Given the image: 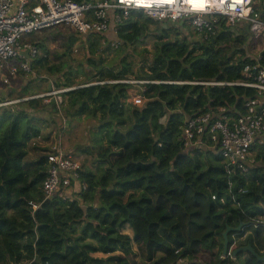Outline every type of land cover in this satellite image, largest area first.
Wrapping results in <instances>:
<instances>
[{
    "label": "trees",
    "instance_id": "16d2710c",
    "mask_svg": "<svg viewBox=\"0 0 264 264\" xmlns=\"http://www.w3.org/2000/svg\"><path fill=\"white\" fill-rule=\"evenodd\" d=\"M186 29L132 12L118 29L121 47L152 37L153 52L145 51L149 56L139 66L123 59L120 69L101 68L104 60L96 58L98 51L119 49H112L111 41L107 45L110 38L85 36L97 37L88 41L86 81L65 94L62 112L71 119H99L106 143L98 159L107 169L98 176L82 166L88 188L73 202L44 201L46 160H27L28 145L41 138L46 121L41 114H57L56 104L32 100L0 111V264H139L134 244L143 264H264L258 259L264 257V148L257 150L253 168L242 173L225 164L211 139L197 150L183 141L189 118L218 114L222 107L229 117L244 113L254 90L205 84L239 81L256 61L243 50L245 34L234 38L222 22L202 42H190ZM75 40L70 37L68 49ZM44 41L32 68L53 75L60 89L72 88V73L66 74L63 64H50ZM132 79L150 82L137 86L139 101H130L133 85L111 83ZM29 89L22 86V97L36 95ZM241 224V231L229 234L224 256L223 234ZM126 226L133 238L123 233ZM249 245L258 257L233 256ZM96 253L107 257H92Z\"/></svg>",
    "mask_w": 264,
    "mask_h": 264
},
{
    "label": "built area",
    "instance_id": "2783aa9c",
    "mask_svg": "<svg viewBox=\"0 0 264 264\" xmlns=\"http://www.w3.org/2000/svg\"><path fill=\"white\" fill-rule=\"evenodd\" d=\"M137 10L155 22L187 25V29L204 40L214 35L222 22L235 33L247 28L258 41L256 62L243 69L241 80L205 84L254 90L255 97L247 100L244 113L229 117L227 109L222 107L218 114L206 113L187 119L183 127V141L188 150L205 149L208 146L205 138L211 139L220 146V154L229 168L248 173L256 164L257 150L264 148V0H203L201 5L192 0H89L82 4L72 0H0V80L5 75L26 81L39 78L32 63L41 52L32 38L47 30L70 29L82 37L110 35L112 48H120L119 26ZM111 83L144 86L150 82ZM71 90L52 88L45 94L1 99L0 110L15 111L24 102L43 99L44 105L56 104L62 124L66 125L62 108L66 103L65 94ZM139 95L131 94V99L139 101ZM42 155L47 167L41 187L44 201L59 197L73 202L87 190L81 175L82 164L64 147L62 134L54 138ZM29 205L34 210L40 207L34 202Z\"/></svg>",
    "mask_w": 264,
    "mask_h": 264
},
{
    "label": "rangeland",
    "instance_id": "374dc122",
    "mask_svg": "<svg viewBox=\"0 0 264 264\" xmlns=\"http://www.w3.org/2000/svg\"><path fill=\"white\" fill-rule=\"evenodd\" d=\"M186 27H188L186 25ZM150 33L156 30L155 26H149ZM247 35L250 40V46L246 47V54L249 56H256L258 53V41L254 39L247 28L243 30L236 31L234 38L240 37L242 35ZM185 35H187L190 42H202L204 39L201 36H198L192 29H186ZM39 36V41H44V44L49 49V53L51 55V59H49L50 64H63L66 67L65 73H72V90L80 88L81 84H84L86 81V76L84 75L86 65V60L90 57L88 54V41H92L94 38H85L70 29H51L44 31L40 34L34 35L33 38ZM109 38L112 36L106 35ZM70 37L76 39L75 46L70 50L67 46L70 44ZM106 40H101L100 48L104 49V45L102 44ZM107 45H110V41H107ZM234 45V43L232 44ZM243 45V44H242ZM236 50H241V45L233 46ZM113 49V48H112ZM244 50V48H243ZM145 51L151 55L153 52V39L152 37L146 38L143 40L141 44H136V46H123L118 50H112L107 53H103L98 51L96 53V58H102L104 60V64L100 67L104 68H121V62L123 59L132 63L135 66H139L144 58H148L149 54L145 55ZM43 55V50L40 51ZM145 55V56H144ZM98 61V60H97ZM70 67H67L68 65ZM67 65V66H66ZM137 71L138 69H134ZM79 71L80 73H76ZM37 73L39 74L40 79H29V83L27 85L30 86L28 93L31 95L33 93L36 94H45L49 91V88H53L55 90L60 89L57 87V80L53 75L44 73L41 68L37 69ZM66 73V74H67ZM69 74V73H68ZM38 80V81H37ZM133 80V79H132ZM131 80V81H132ZM37 81V82H36ZM25 79H21L18 76L11 77L5 75L4 79L0 80V99H14L20 98L24 96V92L22 91V86L25 85ZM56 82V83H55ZM62 84H65L63 82ZM134 89L130 92L131 94H140L141 88L133 85ZM65 88V87H63ZM69 88V87H68ZM70 89V88H69ZM12 94V95H11ZM132 102L133 100L130 99ZM129 101V105L131 102ZM1 111V110H0ZM64 115V113H63ZM41 117L45 118V122L42 124V134L41 138L35 140L34 142L37 146H32L33 143L28 145V161H38L40 157H42V146L44 144L47 146L53 143L54 138H56L59 134H62V142L64 147L75 154V157L81 162L82 166L85 167L86 170L91 171L98 176L101 174V171L107 169L106 165H102L99 162V148L100 146H104L106 143L105 133L99 130V126H101V122L99 119H94L93 117L83 116L77 119L66 118V125L62 124L63 118L59 116L57 113H42ZM64 126V127H63ZM39 144V142H41ZM35 148V149H32ZM124 234L129 235L133 238V231L126 226L123 231ZM134 251L137 254L136 261L139 264H143L141 259V252L139 247L134 244ZM94 258H106V255L101 253L92 254ZM149 264V263H148Z\"/></svg>",
    "mask_w": 264,
    "mask_h": 264
},
{
    "label": "water",
    "instance_id": "95a60500",
    "mask_svg": "<svg viewBox=\"0 0 264 264\" xmlns=\"http://www.w3.org/2000/svg\"><path fill=\"white\" fill-rule=\"evenodd\" d=\"M183 25V23L181 24ZM27 55V54H26ZM49 91H51V88H49ZM243 224H241L238 228H231V227H228L226 232L223 234V238H224V248H223V255L224 256H227L228 255V246H229V239H228V236L231 232H238V231H241L242 228H243ZM239 253H252L254 256L258 257L255 250L249 245L247 247H242V248H239L238 250H236L234 253H233V256L235 257L237 254ZM258 259L260 261H264V257H258Z\"/></svg>",
    "mask_w": 264,
    "mask_h": 264
},
{
    "label": "crops",
    "instance_id": "0c3cea01",
    "mask_svg": "<svg viewBox=\"0 0 264 264\" xmlns=\"http://www.w3.org/2000/svg\"><path fill=\"white\" fill-rule=\"evenodd\" d=\"M241 30H243V29H245V28H240ZM243 36V35H242ZM244 37L246 38V41H245V44H244V50L246 49V47H249L250 45V39H249V37L247 36V35H244ZM32 41H33V43L36 45V46H38L37 48L39 49V36L38 37H35V38H32ZM245 52H246V50H245ZM247 57H252V56H249V54L247 55ZM252 58H254V57H252ZM29 83V81L28 82H25V87L26 86H28L27 84ZM39 94V93H38ZM1 100V99H0ZM42 143V141L41 142H39V144H41ZM49 146V145H48ZM47 144L45 145L44 144V146H42V148L41 149H43V150H45L47 147ZM32 149H35V148H32ZM43 150H42V152H43Z\"/></svg>",
    "mask_w": 264,
    "mask_h": 264
},
{
    "label": "bare ground",
    "instance_id": "6f19581e",
    "mask_svg": "<svg viewBox=\"0 0 264 264\" xmlns=\"http://www.w3.org/2000/svg\"><path fill=\"white\" fill-rule=\"evenodd\" d=\"M194 4H202L203 0H197L196 2L194 0H192Z\"/></svg>",
    "mask_w": 264,
    "mask_h": 264
}]
</instances>
